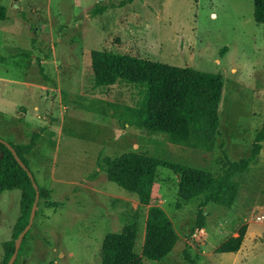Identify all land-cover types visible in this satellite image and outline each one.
<instances>
[{
	"label": "rangeland",
	"instance_id": "obj_1",
	"mask_svg": "<svg viewBox=\"0 0 264 264\" xmlns=\"http://www.w3.org/2000/svg\"><path fill=\"white\" fill-rule=\"evenodd\" d=\"M122 1L0 0L7 7V19L0 20V57L5 58L0 76L14 82L0 81V137L14 141L18 135L28 142L32 133L41 132L27 158L38 183L53 190L50 200H40L29 234L35 235L37 250L26 264H101L105 235L131 223L140 228V250L148 207L99 171L100 157L144 152L217 174L223 149L233 161L248 156L264 124V24L255 20L254 0ZM99 4L107 10L94 16ZM94 50L221 72L225 83L216 148L176 145L124 124L115 114L135 104L138 91L126 82L96 88ZM90 105L107 115L89 110ZM152 196L179 240L163 260L145 259L144 264H264V219H259L264 214V142L234 205L202 207L205 228H198L202 199H181L172 171L158 169ZM20 200V189L0 195V264ZM51 202L56 208H48L41 219L39 213ZM242 228L238 252H215ZM23 251L15 264H21Z\"/></svg>",
	"mask_w": 264,
	"mask_h": 264
},
{
	"label": "trees",
	"instance_id": "obj_2",
	"mask_svg": "<svg viewBox=\"0 0 264 264\" xmlns=\"http://www.w3.org/2000/svg\"><path fill=\"white\" fill-rule=\"evenodd\" d=\"M131 1L124 0L120 5ZM106 10V6L99 4L92 14L96 16ZM254 16L257 23L264 24V0H254ZM6 19L7 7L0 4V20ZM225 50L226 48L223 49ZM0 60L4 61L5 58L0 57ZM91 67L96 88L126 82L137 89L135 104L123 105L115 114L124 124L144 130L149 135H163L176 145L203 151H213L216 148L221 134L220 105L225 83L221 72L170 65L128 53L97 50L92 52ZM40 71L48 79L43 66H40ZM88 109L107 115L103 108L95 105H90ZM40 136L41 132H34L28 142L15 143L8 140L29 169L27 156L36 148ZM263 142L264 124L256 131L250 154L235 161L228 157L223 149L224 144L221 143L219 147L223 149L224 157L217 174L144 152L127 151L116 157H100L97 160L99 171L105 173L108 180L120 188L136 194L140 205L148 207L140 250V228L135 223L127 224L121 231L105 235L99 251L101 264H144L145 259L161 261L177 245L179 235L172 220L161 206L152 203L153 186L159 168H166L178 177V194L181 199H202L198 214V228L202 229L206 227L207 217L202 207L210 203L227 208L234 205L246 175L261 152ZM35 180L38 183L36 177ZM38 185L40 200H50V189L39 183ZM13 189L21 190L20 215L14 224L11 239L2 243L1 264L8 263L14 253L16 239L29 222L36 189L13 152L0 142V195ZM53 204L48 203V206ZM32 227L24 237L15 263L24 250ZM244 235L245 228H242L238 236L221 243L215 252H238ZM186 256L190 259L188 254Z\"/></svg>",
	"mask_w": 264,
	"mask_h": 264
},
{
	"label": "water",
	"instance_id": "obj_3",
	"mask_svg": "<svg viewBox=\"0 0 264 264\" xmlns=\"http://www.w3.org/2000/svg\"><path fill=\"white\" fill-rule=\"evenodd\" d=\"M18 2V0H16ZM0 142L6 144L8 148L13 152L15 158L19 162V164L28 172L29 177L31 178L34 188L36 189V197L32 206L31 214H30V219L28 224L25 226V228L22 230V232L19 234L18 238L15 241V250L14 253L12 254L11 258L9 259L7 264H14L17 257L19 250L21 248L22 242L24 240L25 235L29 232L31 227L33 226L36 214H37V209H38V203L40 200V190H39V185L35 180V176L33 172L28 168V166L22 161V159L19 157L16 149L9 143L7 140L3 139L0 137Z\"/></svg>",
	"mask_w": 264,
	"mask_h": 264
},
{
	"label": "crops",
	"instance_id": "obj_4",
	"mask_svg": "<svg viewBox=\"0 0 264 264\" xmlns=\"http://www.w3.org/2000/svg\"><path fill=\"white\" fill-rule=\"evenodd\" d=\"M0 81H6L7 83H14L13 82V79H10L9 77H4V76H0ZM0 116L1 117H3V114H2V112H1V114H0ZM4 119H6V118H4ZM18 119V118H17ZM15 135V134H14ZM13 135V136H14ZM16 137H17V139H16ZM15 138H14V141L13 142H15V143H17V142H21V141H23L24 139H21L20 137H18V135L16 136ZM47 185V184H46ZM50 189H51V186L50 185H47ZM8 191H10V190H7V191H4L3 193H2V195L3 194H5L6 192H8ZM51 194H53V190H51ZM50 207H53V208H56V206L55 205H53V206H48V204H46V206L43 208V210H42V213H39V216L41 217V219H46V213H47V210H48V208H50ZM33 226H34V223H33ZM33 228V227H32ZM29 239V240H28ZM27 240L29 241V249L27 250ZM27 240H26V244H25V248H24V251H23V255H24V257H23V260H22V262H21V264H26L27 263V261H28V255L29 254H31L32 252H35L36 250H37V246H36V244H35V235H32V236H30V237H28L27 238ZM61 256H64V254L63 253H61ZM54 263H56V262H54Z\"/></svg>",
	"mask_w": 264,
	"mask_h": 264
},
{
	"label": "built area",
	"instance_id": "obj_5",
	"mask_svg": "<svg viewBox=\"0 0 264 264\" xmlns=\"http://www.w3.org/2000/svg\"><path fill=\"white\" fill-rule=\"evenodd\" d=\"M152 199H153V197H152ZM259 219L261 220V219H264V214H262L260 217H259Z\"/></svg>",
	"mask_w": 264,
	"mask_h": 264
}]
</instances>
